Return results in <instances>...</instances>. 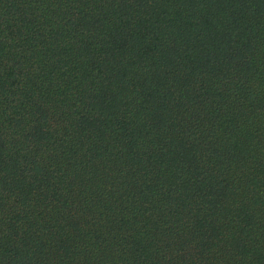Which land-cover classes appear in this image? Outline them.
I'll use <instances>...</instances> for the list:
<instances>
[{
  "label": "trees",
  "instance_id": "16d2710c",
  "mask_svg": "<svg viewBox=\"0 0 264 264\" xmlns=\"http://www.w3.org/2000/svg\"><path fill=\"white\" fill-rule=\"evenodd\" d=\"M0 264H264V0H0Z\"/></svg>",
  "mask_w": 264,
  "mask_h": 264
}]
</instances>
